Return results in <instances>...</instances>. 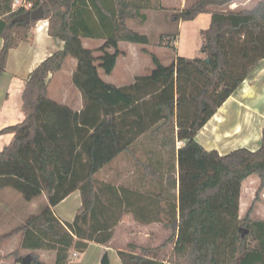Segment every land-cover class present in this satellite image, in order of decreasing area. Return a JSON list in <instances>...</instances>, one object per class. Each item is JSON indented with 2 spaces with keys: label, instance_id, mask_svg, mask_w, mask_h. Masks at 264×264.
I'll return each instance as SVG.
<instances>
[{
  "label": "trees",
  "instance_id": "1",
  "mask_svg": "<svg viewBox=\"0 0 264 264\" xmlns=\"http://www.w3.org/2000/svg\"><path fill=\"white\" fill-rule=\"evenodd\" d=\"M28 1L30 10L42 6L47 33L63 47L28 74L23 119L0 130L12 134L0 150V189L14 190L25 201L42 196L45 205L2 234L0 242L19 235V248L29 250L26 264H48L37 252L43 248L54 251V264H68L72 252H83L90 243L108 245L122 215L131 209L128 194L133 191L95 175L153 128L164 130L168 146V193L157 220L163 219L169 236L154 247L128 243L127 249L117 250L121 264H264V219H252L251 207L239 216L243 181L256 174L260 186L264 183V123L255 150L237 147L220 154L196 140L198 131L264 59V0L245 8H231L236 0H194L184 6L171 15L172 21L210 14L208 27L201 31L204 56H175L168 64L148 50L146 34L127 25L128 20H145L144 10L162 9L160 0ZM12 4L0 0V76L10 49L26 39L37 21L14 22L26 9ZM82 38L102 43L88 48ZM120 42L144 46L153 67L132 84L117 87L98 70L112 71ZM67 57L76 59L72 83L82 96L79 112L48 95V76ZM177 141L185 143L176 148ZM150 166L157 170L155 163ZM75 190L81 204L72 221L61 222L52 208ZM132 215L144 221L141 209ZM168 244L173 247L161 258ZM19 248L8 254L16 264H22ZM102 262L108 264L105 255Z\"/></svg>",
  "mask_w": 264,
  "mask_h": 264
},
{
  "label": "crops",
  "instance_id": "2",
  "mask_svg": "<svg viewBox=\"0 0 264 264\" xmlns=\"http://www.w3.org/2000/svg\"><path fill=\"white\" fill-rule=\"evenodd\" d=\"M169 1L173 2L175 0ZM163 2L164 0H162ZM181 3H183L182 0H176V4L182 7L183 4L181 5ZM145 14V20H137L141 22V24L137 23L139 28H143L141 25L145 24L148 18V13L145 12ZM137 21L133 22L136 23ZM94 40L82 38V43L85 47L93 46V44H97V42H93ZM101 43L102 40H99L98 44ZM2 45L3 40L0 38V49ZM62 47L63 42L59 38L52 37L47 33V20L41 19L30 26L25 40L10 49L6 69L0 76V130L23 119L22 92L28 74L43 59ZM120 51L119 55L126 62L129 55L128 50L120 49ZM127 66L125 65V67ZM75 68L76 59L67 57L59 71L49 74L48 95L51 99L67 105L73 111L79 112L83 107V102L80 91L72 83V74ZM151 69L145 74H148ZM145 74L132 73L128 74L125 83H108L117 87L128 86L134 82L135 77ZM52 93L55 97L52 96ZM229 112L234 113L236 117V121L232 122L233 124L228 121ZM263 123L264 59L258 63L251 74L198 131L196 140L205 149H215L220 154L227 153L237 147L255 150L260 144ZM152 130L153 128L141 133L133 142L129 151L117 155L95 175L97 180L101 182L109 181L116 188L128 187L132 189L133 192L128 194L131 198V209L122 215L119 224L140 225L144 230L156 226L167 229L163 225V219L157 220L164 213L165 197L168 193L165 172L167 142L164 130ZM11 138V133H0V150L9 143ZM184 143L185 141H177L176 148ZM151 162L156 164L157 170H152ZM105 173L108 180L98 178V175ZM173 192L177 193V189ZM9 196L17 200L16 205L9 200ZM40 197L42 196L31 201H22L19 196L12 194L9 190L0 189V224L11 223L14 221L13 219H17L19 223L14 225L16 227L23 223L27 217L38 214L45 205L44 198L41 200ZM80 204V192L75 190L56 204L52 210L61 222H69L72 221ZM139 208L143 212V222L136 221L132 215L133 210H140ZM14 227H11V229ZM114 239L113 237L108 245L90 243L83 252H72L68 264H103L102 258L104 255L107 257L108 264H121L117 250L124 248L113 245ZM19 244V235L0 242V264H16L14 257L8 256V254L19 248L17 247ZM13 245H16L15 249H8L9 246ZM157 245H151V247ZM172 247L173 244H171L169 251ZM39 254L42 258L41 253Z\"/></svg>",
  "mask_w": 264,
  "mask_h": 264
},
{
  "label": "rangeland",
  "instance_id": "3",
  "mask_svg": "<svg viewBox=\"0 0 264 264\" xmlns=\"http://www.w3.org/2000/svg\"><path fill=\"white\" fill-rule=\"evenodd\" d=\"M182 1L183 3H181V5H183L181 7L179 6L180 3L176 4V0L173 2L169 0H164L163 3L162 0H160V4L163 6L162 9L144 10L148 13V18L145 21V24L141 25V27L143 28L138 27V24H141L140 21L136 20V23L133 22L135 20L127 21V25L129 27L135 29L140 33L146 34L149 37V44L146 45V47L149 51L154 53L164 64L171 62L175 56H182L187 58H196L204 56L200 51V47L202 44L201 31L208 27L210 21V14L202 13L192 20L180 21V23L172 21V14H174L184 6L191 4L194 0ZM256 1L257 0H236L230 5V7H250ZM134 24H136V28H134ZM93 42H97V44H93V46H88V48H95L99 45V39H95ZM143 47L144 46L135 43L120 42L119 49H127L129 52L126 62H124L125 60L121 55H118L116 64L109 74L104 73L100 69L98 70L102 79L107 82H114L115 84L125 83L126 79L128 78V74L147 73L149 69L153 67V65L149 54L145 53L142 50ZM125 65L128 66L125 67ZM52 96L55 97L53 93ZM228 115V121L234 123L236 121L234 113L229 112ZM168 158L170 159V155ZM98 178L102 180H108V178H106V173L103 175H98ZM242 185L243 186L241 188V194L239 199V216L243 217L248 211L249 207H251L250 216L252 219H264V183L260 186V179L258 175L253 174L246 178L243 181ZM5 189L9 190V192H12V194L16 196H19L20 200L25 201L19 193L8 188ZM40 199L43 200V197H40ZM9 200L13 204H17V200L15 198H11L9 196ZM13 220V222L11 223L6 222V224H0V234L4 233L5 231H8L9 229H11V227H14V225L19 223V220ZM168 236L169 229H164L159 226L153 228L151 227L150 229L144 230L140 225L134 226L133 224L122 223L114 229L115 239L113 240L112 244L124 249H127V244L130 242L138 246L147 245L151 247V245H157L162 240H165ZM15 246L16 245L9 246L8 249L10 248L13 250ZM170 247L171 244H168L163 253L160 254L161 258L166 257ZM28 252V249L19 248V253L21 254V256H25ZM37 252L41 253L42 259L45 260L48 264H54L55 254L53 250L43 248L39 249Z\"/></svg>",
  "mask_w": 264,
  "mask_h": 264
},
{
  "label": "water",
  "instance_id": "4",
  "mask_svg": "<svg viewBox=\"0 0 264 264\" xmlns=\"http://www.w3.org/2000/svg\"><path fill=\"white\" fill-rule=\"evenodd\" d=\"M43 8L42 6H38L37 8L33 10H26L25 12L19 14L15 18H13L14 22H22L24 24L30 23L31 20H41L43 18ZM30 256L29 254H26L22 257L21 263L26 264L29 262Z\"/></svg>",
  "mask_w": 264,
  "mask_h": 264
},
{
  "label": "built area",
  "instance_id": "5",
  "mask_svg": "<svg viewBox=\"0 0 264 264\" xmlns=\"http://www.w3.org/2000/svg\"><path fill=\"white\" fill-rule=\"evenodd\" d=\"M17 6H21L26 10H30L32 7V3L28 0H13L12 7L15 8Z\"/></svg>",
  "mask_w": 264,
  "mask_h": 264
},
{
  "label": "bare ground",
  "instance_id": "6",
  "mask_svg": "<svg viewBox=\"0 0 264 264\" xmlns=\"http://www.w3.org/2000/svg\"><path fill=\"white\" fill-rule=\"evenodd\" d=\"M259 109V108H258ZM253 122V121H252Z\"/></svg>",
  "mask_w": 264,
  "mask_h": 264
}]
</instances>
